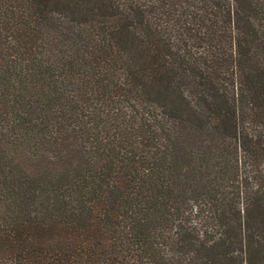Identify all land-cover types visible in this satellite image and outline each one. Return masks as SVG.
Instances as JSON below:
<instances>
[{
	"label": "trees",
	"instance_id": "16d2710c",
	"mask_svg": "<svg viewBox=\"0 0 264 264\" xmlns=\"http://www.w3.org/2000/svg\"><path fill=\"white\" fill-rule=\"evenodd\" d=\"M0 264H264V0H0Z\"/></svg>",
	"mask_w": 264,
	"mask_h": 264
}]
</instances>
